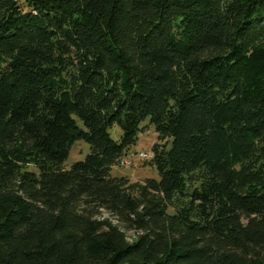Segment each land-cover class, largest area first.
<instances>
[{
    "label": "trees",
    "instance_id": "1",
    "mask_svg": "<svg viewBox=\"0 0 264 264\" xmlns=\"http://www.w3.org/2000/svg\"><path fill=\"white\" fill-rule=\"evenodd\" d=\"M0 264H264V0H0Z\"/></svg>",
    "mask_w": 264,
    "mask_h": 264
},
{
    "label": "rangeland",
    "instance_id": "2",
    "mask_svg": "<svg viewBox=\"0 0 264 264\" xmlns=\"http://www.w3.org/2000/svg\"><path fill=\"white\" fill-rule=\"evenodd\" d=\"M23 1V0H20ZM77 124L83 127V124L77 120ZM143 124H148L145 121ZM109 135L114 140L119 141L121 130L117 124L113 125L109 129ZM137 143L131 147L130 156L125 157L128 161L126 165H115L112 167L111 176L115 177H127L133 181L143 180L145 178L158 179L156 168L148 163V159L145 158L140 152L150 153L153 143L157 140V133L154 127L148 126L143 131L138 134ZM89 153V145L84 140L76 141L69 150V155L64 162V168L69 169V167L77 161H82L85 156ZM128 158V159H127ZM124 159V160H125Z\"/></svg>",
    "mask_w": 264,
    "mask_h": 264
},
{
    "label": "built area",
    "instance_id": "3",
    "mask_svg": "<svg viewBox=\"0 0 264 264\" xmlns=\"http://www.w3.org/2000/svg\"><path fill=\"white\" fill-rule=\"evenodd\" d=\"M142 155H144L145 156V158L146 159H150L151 157H152V153L150 152V153H146V152H140ZM128 156H130V154L129 155H126L125 157H128ZM125 159V158H124ZM122 159L121 161H120V164L121 165H126L127 163H128V161L125 159ZM128 159V158H127Z\"/></svg>",
    "mask_w": 264,
    "mask_h": 264
}]
</instances>
